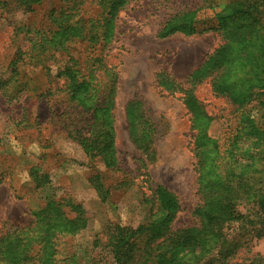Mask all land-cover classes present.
<instances>
[{"label":"rangeland","instance_id":"rangeland-1","mask_svg":"<svg viewBox=\"0 0 264 264\" xmlns=\"http://www.w3.org/2000/svg\"><path fill=\"white\" fill-rule=\"evenodd\" d=\"M216 1L228 0H130L119 11L114 37L104 50L107 65L117 72L110 110L117 161L113 169L99 158L86 156L65 128L69 118L61 116L67 103L58 74L70 55H80L78 44L71 43L69 51L50 52L42 65L23 66L29 77L36 75L50 87L44 97L36 98L26 90L13 97L0 90V236L10 225L30 224L32 211L48 200L70 201L82 208L86 225L74 236L58 238L59 264H112L110 255L96 252L94 242L106 243L111 225L135 228L144 224L151 213L148 200L156 185L164 186L178 199L172 230L198 224L194 210L203 202L197 171L201 149L219 144L223 177L230 163L238 178L246 165L250 166L243 177L257 176L252 173L264 162L255 160L253 166L247 152L264 149L250 134L251 125L255 128L263 121L264 110L254 96L258 88L241 90L240 102L235 103L227 94L213 90L212 79L218 72L197 73L226 43L221 33L157 36L163 23L176 14L197 11L202 21ZM57 6L61 0H42L24 11L15 0H0V81L12 76L13 59L18 55L22 58L23 52L39 41L37 30L48 33L56 29L49 17ZM257 12L264 36V0ZM236 71L238 78L232 81L241 78L242 70ZM249 90L254 95L245 98ZM185 96L196 100L197 110L188 111ZM85 118L78 115L74 121ZM33 166L48 175V183L35 186L29 176ZM261 176L264 195V167ZM96 180L102 191L95 188ZM258 205V199L238 200L235 211L243 218L224 226L228 240L255 231L251 237L238 239L241 246L235 253L236 261L264 264V216Z\"/></svg>","mask_w":264,"mask_h":264},{"label":"trees","instance_id":"trees-1","mask_svg":"<svg viewBox=\"0 0 264 264\" xmlns=\"http://www.w3.org/2000/svg\"><path fill=\"white\" fill-rule=\"evenodd\" d=\"M41 1L15 0L24 11H30L32 4ZM129 1L61 0V6L54 7L49 17L56 29L48 33L43 29L37 30L39 41L33 44L31 50L23 52L22 58L18 55L17 59H13L12 76L6 82L0 81V90H7L13 97L24 90L36 98L44 97L50 92V87L37 80L36 75L29 77L23 66L42 65L50 52L69 51L71 43L78 44L77 53L80 55H70L58 74L63 80L61 91L66 94L67 103L61 116L64 114L69 118L65 128L86 156L99 158L111 169L117 164L110 116L117 72L115 67L107 65L104 50L114 37L119 11ZM261 1H216L215 8L202 21L197 11L176 14L163 23L157 36L166 38L175 33L220 32L226 43L203 62L197 73L207 70L218 72L212 79L213 90L227 94L235 103L240 102L241 90L258 88L254 89L258 90L256 95L246 91L245 98L254 95L264 110V36L257 12ZM237 68L242 70L241 78L232 81L231 78H238ZM183 101L188 111L197 110L194 98L185 96ZM78 115L86 118L76 122L74 119ZM262 119L258 127L251 125L250 134H254L257 143L264 146V111ZM218 145L214 142L211 147L197 153L198 192L203 196V202L194 210L197 225L172 230L171 223L179 210L178 199L164 186L156 185L148 200L153 209L151 207L147 221L135 228L109 226L107 242L103 245L94 242L96 252L110 255L112 264H247L234 260V257L241 246L238 239L253 236L249 234L255 232L254 229L247 235L239 233L233 240H228L224 226L243 218L235 211V203L240 199H258L264 216L261 185L264 165L253 171L252 174L257 176L251 175L252 182L243 177L250 165L242 169L238 178L235 166L230 163L223 177L220 174ZM247 159L253 166L255 160L262 164L264 149L247 152ZM29 176L36 187L45 185L49 180L48 175L36 166L30 168ZM237 178L239 181L236 182ZM95 188L102 191L97 180ZM32 215L34 220L30 224L10 225L1 234L0 264H59L58 238L74 236L86 225L84 211L70 201L59 203L50 199L37 211H32ZM248 264H253V261Z\"/></svg>","mask_w":264,"mask_h":264}]
</instances>
